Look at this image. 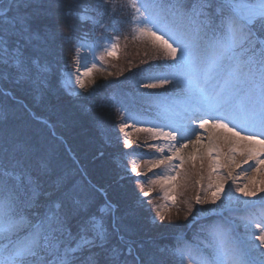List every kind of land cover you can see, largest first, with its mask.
I'll return each mask as SVG.
<instances>
[{
  "label": "snow or ice",
  "instance_id": "snow-or-ice-1",
  "mask_svg": "<svg viewBox=\"0 0 264 264\" xmlns=\"http://www.w3.org/2000/svg\"><path fill=\"white\" fill-rule=\"evenodd\" d=\"M38 3L39 0H9L7 7H0V84L23 83L41 94L51 88L57 73L53 48L56 37L60 35L64 42L76 45L78 54L89 35H77L70 21L87 23L91 30L99 28L105 33L117 31V22L104 19H111L114 4L91 0L63 12L68 31L62 34L41 22ZM184 4L185 0H129L134 13V39L147 38L156 52L171 61L138 69L137 85L158 89L170 84L175 90L168 97L155 92L139 93L141 99L161 104L170 129L165 132L160 125L137 129L153 138L162 137L169 144L170 155L146 163L152 167L171 166L173 160H179L176 167H182L183 157L176 144L195 134L194 121L199 118V128H205L211 119L213 129L227 133L220 137L228 145L223 163L219 155L211 158L213 151L220 149L206 150L210 170L226 168L230 177L233 168L239 167L236 156L240 155L243 163L255 160L253 171H264V160L259 158L264 156V139L257 136V132L264 135V0H194L190 9ZM117 49V43H110L105 54L114 56ZM99 59L103 61L105 55ZM96 67L93 63L92 68L75 75L80 89L87 92L82 77ZM72 75L61 78L62 87L71 86ZM204 115L209 119H203ZM123 119L121 131L135 115L129 113ZM237 126L249 134L242 135ZM200 142L199 135L192 141L196 145ZM130 143L125 141L126 145ZM150 147L161 154L166 151L163 146ZM180 147L187 144L180 143ZM131 171L137 173V168ZM50 176L47 159L33 155L24 145L8 149L0 144V264H264V252L258 258L252 257L255 249L264 247V214L259 222L250 216L244 218L246 240L227 226L232 222L210 219L199 225L210 238L203 247L185 243L182 234L173 238L174 243L161 247L139 238L136 229L118 214L116 205L107 197L103 204L95 206L93 191L80 184L66 185L62 177L50 181ZM175 179L176 176H166L152 183ZM226 179L219 178L209 196L202 199L197 195L195 203L216 204ZM208 188L212 189L213 184L209 183ZM236 192L256 197L264 193V181L254 179L251 187L245 184ZM228 199L231 202L233 197L229 195ZM244 203L251 208L257 201ZM259 204L264 207V196ZM188 212H192L191 207ZM203 215L204 211L198 210L188 226L199 223ZM165 218L157 208L150 222L159 226L157 220L163 222ZM253 225L259 234L252 230ZM205 248L211 251L205 254Z\"/></svg>",
  "mask_w": 264,
  "mask_h": 264
},
{
  "label": "trees",
  "instance_id": "trees-1",
  "mask_svg": "<svg viewBox=\"0 0 264 264\" xmlns=\"http://www.w3.org/2000/svg\"><path fill=\"white\" fill-rule=\"evenodd\" d=\"M8 3L9 0H0V7H7ZM83 3H91V0H39L40 20L53 31L67 33L63 12ZM193 3L194 0H185L184 7L190 9ZM117 11H120L119 6L113 15ZM113 15L110 20L107 16L104 19L111 23ZM70 22L75 25L77 35L89 33L84 42L92 39L95 30H91V25H81L75 20ZM53 48L57 73L48 91L37 94L23 83L0 84V144L8 149L24 145L33 155L47 159L51 167L50 181L62 177L66 185L80 184L93 191L95 206L103 204L106 194L107 199L116 205L118 214L125 216L126 222L136 229L139 238L161 247L174 243V232L162 235L153 232L155 227L150 223L151 216L146 213H151L153 205L147 203V196L142 195L148 189L137 190L143 182L130 176L121 178L116 171L117 158L129 150H121L117 146L119 132L115 123L127 117L128 112L134 114L133 110H140L138 105L152 112L157 108L156 102L143 100L136 92L132 95L137 101L132 100L128 80H132L131 77L136 80V75L139 77L138 69L146 68L149 64L160 65L157 58L139 64L127 80L113 78L90 98H72L63 90L61 78L63 70L72 66L75 45L64 42L58 35ZM120 183L123 184L119 186ZM122 187L132 197L120 196ZM195 205L193 203L191 207L196 209ZM243 214L248 217L261 215L264 214V207H251ZM215 218L205 216L199 223H207ZM197 224L185 232L183 241L203 247L209 239ZM204 250L205 254L210 252L206 248Z\"/></svg>",
  "mask_w": 264,
  "mask_h": 264
},
{
  "label": "rangeland",
  "instance_id": "rangeland-1",
  "mask_svg": "<svg viewBox=\"0 0 264 264\" xmlns=\"http://www.w3.org/2000/svg\"><path fill=\"white\" fill-rule=\"evenodd\" d=\"M108 3L109 5H115V11L118 6L120 8V11H117V14L113 15L114 20L117 22L115 25L117 31H109L105 33L101 29L96 28L92 39L87 42L83 41L84 46L80 48L78 54L76 52L77 46L75 45L72 66L67 67V69L62 72V77H67L69 73L73 74L71 86L67 89L62 87L72 98H90L98 92L100 88L108 84V81L113 80V78L123 80L125 78V80H127V78L132 76L137 67H139V64L147 63L149 60L157 58V63L160 65L171 63L170 60L164 58L162 53H158L153 49L147 38L134 39V36L136 35L134 31L135 26L132 23L134 13L132 8L129 7V0H108ZM110 43L118 44L117 53L114 56H107L105 54V50L110 47ZM102 54L105 55L103 61L99 59ZM93 63L96 64V69L93 70L90 75L82 77L87 90L86 92L75 84V75L86 72L88 69L92 68ZM77 68H79V72H77ZM108 73H111V75H108ZM125 74L128 75L125 77ZM131 78L132 80H128L131 87H129L130 89H127L131 90V93L129 94L134 101L137 100L132 95L133 92L138 93V95L143 92H155L164 97H168L172 96L175 91L170 84L158 89H143L136 83L139 79L137 75L136 80L133 79V77ZM97 85L99 87H96ZM94 87H96L95 93L89 96L88 93H91ZM77 93L80 95H77ZM130 102L133 105L131 100ZM155 105L157 108L153 112L138 105L140 110H133L135 111V119H128L126 121L128 127L124 131H121L120 128L121 123L124 122L123 118L115 123V128L119 132L117 146L121 148V150H129V152H126L123 156L115 151L117 155H121L116 160L117 176L121 178L130 176L135 177V180H141L143 184L139 186L137 190H140L141 188L148 189L144 192L150 193L149 195H145L148 198L146 201L153 205L150 210L151 213L146 212L147 215L151 217L155 216V210L159 208L166 217L163 222L157 220L156 224L159 226H153V228L155 227L153 230L155 235L173 232L182 234L184 232V227L189 224L192 216L196 215L198 210H203V216H212L213 214H216L217 217L215 219L232 222L227 226L234 228L235 235L246 240L248 230L244 218L248 216H244L243 211L248 208L244 202L260 200V197L264 196V193H258L256 197H244L242 194L236 192V188L243 187L245 184H248L251 187L254 179L264 181V171H253L255 160L253 159L249 160L247 163H243V158L240 155L236 156L237 161L240 162L239 167L233 168L230 177L227 176L226 168L220 167L216 168L215 171L210 170V157L206 155V150L209 147L220 149L219 152L213 151L211 158L214 159L219 155L221 163H223V158L228 152V145L220 139L221 136L226 135L227 133L222 129H213L211 127V124L213 123L211 119L209 120V125H207L208 128L206 131L197 134L201 136V144L204 143V147L199 148L190 154H185L180 148H178L179 155L183 157L182 167H176L181 163L179 160H173L171 166L168 164H162L159 167H152L150 163L146 162L160 159L162 155H170V153L161 154L156 152L155 148L150 147V145L165 146L162 144L165 140L164 138H153L150 133L137 131L138 128H149L155 125H160L163 127V130L167 132L166 125L169 123V120L166 118V114L161 104L156 102ZM144 112L150 115V117L147 118V116H143L142 113ZM129 113L131 112H128L127 116ZM203 119H209V117L204 115ZM224 122L228 123L229 127H233L232 122L227 120ZM236 130L240 131L242 135L249 134L248 130L239 126H237ZM257 136L260 139H264V135H261L259 132H257ZM126 140L131 143L126 145ZM115 146L116 145L112 146V148ZM192 157H195V159H192ZM259 158L264 160V156ZM134 167L137 168V173H139V175L131 171ZM261 168L264 169V164L261 165ZM153 174H155L154 177H152ZM166 176H176V179L174 181L152 183V181ZM221 177H227V179L224 192L221 193V198L217 200L216 204H196L195 197L199 195L203 199L209 196L211 191L215 190V184L219 182V178ZM209 183L213 184L212 189L208 188ZM122 184L123 183H120L119 186ZM120 191V196L131 195L123 187ZM144 193L142 195H144ZM134 195H136V193ZM229 195L233 197L231 202L228 199ZM104 198H106V194H104ZM237 200L241 203L236 204L235 201ZM193 203L196 204V209L195 207H191ZM256 206H260V204L257 203ZM189 207L192 208L191 213L188 212ZM186 215L188 217L187 219H185ZM253 218L256 222H259L262 218V214H258ZM200 224L201 223L196 226H199ZM252 230L259 234V230L255 228V225H253ZM208 239L209 243L210 238L208 237ZM254 242L257 245L260 243L258 240ZM206 249L211 251L210 248ZM260 252H264V247L255 249L252 252V257L258 258Z\"/></svg>",
  "mask_w": 264,
  "mask_h": 264
},
{
  "label": "bare ground",
  "instance_id": "bare-ground-1",
  "mask_svg": "<svg viewBox=\"0 0 264 264\" xmlns=\"http://www.w3.org/2000/svg\"><path fill=\"white\" fill-rule=\"evenodd\" d=\"M199 123H200V119H196V120L194 121V127L196 128V132H195V134L191 135L190 137L186 138V139L183 140V141H180V143L187 144V147H180V143H177V144H176V147H177V148H180V150H182L185 154H190V153H192V152H195L197 149L202 148V147L205 146V144H204V143L201 144V142H200V144H198V145L192 143V141H195V140H196V136H197L198 133H203V132L206 131V129L208 128V126H206V127L203 128V129L199 128V127H198ZM166 129H167V131L170 130L168 127H166ZM200 137H201V136H200ZM162 144L165 145V146H163V147H165V149H166L165 153H168V152H167V148L169 147L168 142H167L166 140H164ZM203 149H204V148H203ZM165 153H164V154H165Z\"/></svg>",
  "mask_w": 264,
  "mask_h": 264
}]
</instances>
